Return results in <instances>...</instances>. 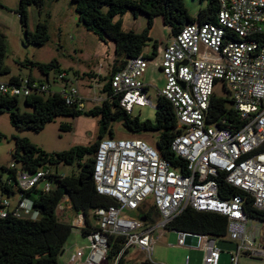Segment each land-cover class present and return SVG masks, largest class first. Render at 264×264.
Wrapping results in <instances>:
<instances>
[{
    "label": "built area",
    "instance_id": "1",
    "mask_svg": "<svg viewBox=\"0 0 264 264\" xmlns=\"http://www.w3.org/2000/svg\"><path fill=\"white\" fill-rule=\"evenodd\" d=\"M218 1L214 23L187 24L158 48L156 56L128 59L110 80L121 108L132 115L135 106H153L144 81L149 67L162 74L165 85L158 97L168 101L175 113L177 136L171 149L184 160L185 173L139 137L103 139L93 158L95 189L116 204L93 212L90 221L95 230L85 236L88 246L75 248L66 264H104L111 235L124 238L120 256L138 249L145 257L141 264H155L151 260L155 245L188 208L227 219L225 240L236 244L230 264H239L243 257L264 261V220L246 213L248 201L254 210L264 212V0ZM58 79L64 80L65 75ZM51 92L47 83L28 79L18 85L0 82V93L11 97ZM61 93L68 106L87 111V100L76 87H63ZM216 94L232 102L242 123L239 130L209 119ZM105 98L94 96L90 102L96 107ZM55 171L47 166L30 174L18 168V186L23 191L37 187L49 192ZM229 188L240 194L231 197ZM18 196L14 204L0 198L1 217L11 212L19 219L36 220L40 213L33 202ZM63 206H58V214L65 210ZM249 222L256 224L252 230H248ZM67 223L81 232L88 226L82 213ZM178 234L181 246L204 252V264H219L218 239Z\"/></svg>",
    "mask_w": 264,
    "mask_h": 264
},
{
    "label": "trees",
    "instance_id": "2",
    "mask_svg": "<svg viewBox=\"0 0 264 264\" xmlns=\"http://www.w3.org/2000/svg\"><path fill=\"white\" fill-rule=\"evenodd\" d=\"M72 1L75 4L79 22L86 30L94 33L101 41L108 39L115 45V65L111 74L104 79L106 83L102 89L106 96L105 100L90 110L80 111L75 106H68L61 92L33 93L28 97H11L0 93V115L7 113L13 127L34 133H40L47 124L58 117L78 118L83 115L97 117L99 119L98 137L90 146H77L56 154L44 152L27 138H14L15 150L12 154V163L16 167L11 169L10 164H0V198L12 199L13 196L21 195L23 200L33 202L35 210L41 217L38 220L19 219L11 212L5 218L0 215V264H58L73 232V227L63 222L57 213L58 206L65 198H68L75 215L82 213L86 217L88 226L82 230L83 237L95 230L90 221L93 212L116 204L113 199L96 192L93 178L94 154L103 139L116 138L115 124H121L132 135H156L157 142L152 146L171 166L180 168L185 173L184 160L171 149L177 136V120L171 104L159 97L155 122L134 118L121 108L120 97L113 95L110 80L115 72L125 66L128 59L141 55L147 59L156 56L159 47L157 42L154 43L151 55L143 54L147 42L152 40L150 32L155 18H161L164 26L170 29L171 35L176 36L187 24L214 23L220 9L219 1L201 0L206 2V6L199 10L196 17L190 15L185 0ZM31 5L37 7L41 16L45 0H20L17 14L23 28L27 26V9ZM128 12L135 17L138 14H145L148 17V25L141 33L124 30L122 17ZM49 38L47 23L40 21L34 33L28 32L26 42L35 46H44ZM8 52L7 38L0 33V76L11 73L10 68L5 64ZM22 65L37 68L46 78L51 71L59 69L54 61L50 63L26 61ZM26 79L30 82L45 83L44 80H36L32 76ZM24 80L21 77L10 76L8 83L18 85ZM21 99L27 110L21 109ZM229 105H232L230 100L214 95L209 119L214 123L225 121L223 127L239 130L242 123L238 118V112ZM70 129V126L66 125L61 127L63 131ZM61 165H76L79 172L76 175L65 176L58 171ZM47 166L56 170L50 178L52 188L49 192H44L37 187L28 191L19 188L16 178L18 168L35 174ZM229 194L232 197L240 192L229 188ZM220 195L223 197L221 192ZM246 213L250 218L264 220V212L254 210L251 201L246 203ZM227 224V219L220 214L199 212L188 208L170 224L169 230L209 235L218 240H225ZM124 243V238L121 236H109L108 264H127L128 253L120 256Z\"/></svg>",
    "mask_w": 264,
    "mask_h": 264
},
{
    "label": "rangeland",
    "instance_id": "3",
    "mask_svg": "<svg viewBox=\"0 0 264 264\" xmlns=\"http://www.w3.org/2000/svg\"><path fill=\"white\" fill-rule=\"evenodd\" d=\"M185 4L192 17H196L199 10L206 6V2L201 0H185ZM19 5L20 0H0V33L7 38L9 52L5 64L11 70L10 75L0 76V82L7 83L10 76L24 79L32 76L36 80H44L53 92H62L63 87H76L87 100V110H90L94 106L93 102H90L94 96H105L102 92L104 79L113 71V63L116 59L114 43L108 39L101 41L94 33L86 30L84 25L79 22L72 0H45L41 16L35 5L28 7L27 31L34 33L40 21L46 22L49 41L44 46H35L27 42L24 46V29L17 14ZM122 19L125 31L141 33L148 25V17L145 14H138L135 17L131 12H128ZM150 36L152 40L147 42L143 49L145 55L152 54L155 42L163 45L172 35L170 29L164 26L162 19L157 17L154 20ZM26 61L35 63L54 61L58 64L59 69L51 71L46 78L37 68L22 65ZM62 74L65 75V79L59 80L58 78ZM144 81L149 86L148 99L153 106H135L132 117H137L142 121L155 122L159 100L158 92L164 88V79L158 70L149 67ZM217 93L223 94L220 89ZM20 107L22 110H27L23 99L20 100ZM64 125L70 126L71 129L69 131L61 130ZM98 127L99 119L97 117L87 115L78 118L58 117L47 124L43 131L34 133L13 127L9 115L2 114L0 115V164L9 165L12 163V154L15 150L14 138H27L44 152L56 154L68 151L73 147L92 145L97 140ZM114 129L117 138L139 137L151 146L157 142L156 135H132L121 124H115ZM58 171L60 174L69 176L78 174L79 169L76 165H61ZM15 201L16 198L11 199L13 204ZM36 217L37 215H34L33 218ZM59 217L63 219L62 211L59 212ZM252 226H256V224L249 222L248 230H252ZM75 243L82 247L87 246L89 241L79 232L73 231L66 244V252L60 256L58 264L67 263L73 252H69L70 248ZM217 246L221 250L219 264H230L231 254L236 249L235 242L218 240ZM138 252L137 249L130 251L128 258L131 260H127L128 264H138V260H136L139 257ZM187 258H189V264H204L202 250L180 247L179 234L168 231L162 242L155 245L151 260L155 264H185ZM104 264H108V261ZM239 264H264V261L243 257Z\"/></svg>",
    "mask_w": 264,
    "mask_h": 264
},
{
    "label": "crops",
    "instance_id": "4",
    "mask_svg": "<svg viewBox=\"0 0 264 264\" xmlns=\"http://www.w3.org/2000/svg\"><path fill=\"white\" fill-rule=\"evenodd\" d=\"M152 31V30H151ZM151 33V32H150ZM151 37V36H150ZM172 38V36H170L169 37V39L165 42V44H163V45H159V47L158 48H160V47H163V46H165L169 41H170V39ZM152 39V38H151ZM114 65H115V62L113 63ZM113 65V66H114ZM9 80H10V78H9ZM8 80V81H9ZM81 94V93H80ZM82 95V94H81ZM82 97H84L83 95H82ZM85 98V97H84ZM117 138V137H116ZM124 138H128V137H124ZM13 198L15 199L16 198V201L18 200V198H19V196H13ZM15 201V202H16ZM63 203V207L65 208V210L64 211H62L63 212V219H61L63 222H69L71 219H73L74 217H75V214H74V212L72 211V208H71V205H70V203L68 202V200H65V201H63L62 202ZM59 215V214H58ZM40 215L36 218V220H38V219H40ZM137 217H139L140 219H142V218H145V216H142L141 214H138L137 215ZM150 216H147V218H149ZM60 218V217H59ZM146 219V218H145ZM91 222L93 223L94 221L91 219ZM171 231V230H170ZM76 232V231H75ZM77 232H79L81 235H82V232L81 231H77ZM83 236V235H82ZM165 237H166V235H165ZM85 238V237H84ZM163 240V239H162ZM88 246V245H87ZM179 246L180 247H183V246H181L180 244H179ZM78 247H80L79 245H77L76 243L75 244H73V246L70 248V251L69 252H71V251H73L74 252V249L75 248H78ZM82 247H86V246H82ZM74 248V249H73ZM189 248H192V247H189ZM138 250V249H137ZM139 251V250H138ZM66 252V246H65V251H64V253ZM73 252H72V254H73ZM63 253V254H64ZM129 253H130V251L128 252V254H127V256H126V261L127 260H131V259H129L128 258V255H129ZM62 254V255H63ZM72 254H71V256H72ZM138 254H139V257H137V259L136 260H138V264H141L142 262H144V260H145V257H144V253H142L141 251H139L138 252ZM143 255V256H142ZM70 256V257H71ZM142 256V257H141ZM69 260V259H68ZM127 264H128V261H127ZM185 264H186V262H185Z\"/></svg>",
    "mask_w": 264,
    "mask_h": 264
},
{
    "label": "water",
    "instance_id": "5",
    "mask_svg": "<svg viewBox=\"0 0 264 264\" xmlns=\"http://www.w3.org/2000/svg\"><path fill=\"white\" fill-rule=\"evenodd\" d=\"M24 34H23V45L25 46V44H26V41H27V39H28V31H27V26H24ZM157 108V107H156ZM92 177H90V179H91ZM142 221H145L146 219L145 218H142L141 219ZM73 231H76L77 232V230H73ZM173 232H176V233H179L178 231H176V230H173Z\"/></svg>",
    "mask_w": 264,
    "mask_h": 264
}]
</instances>
